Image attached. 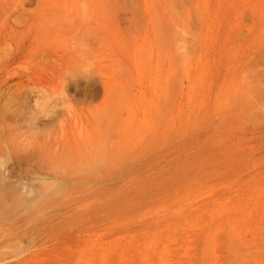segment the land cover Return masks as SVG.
I'll return each instance as SVG.
<instances>
[{"label":"rangeland","instance_id":"obj_1","mask_svg":"<svg viewBox=\"0 0 264 264\" xmlns=\"http://www.w3.org/2000/svg\"><path fill=\"white\" fill-rule=\"evenodd\" d=\"M0 77V264H264V0H0Z\"/></svg>","mask_w":264,"mask_h":264},{"label":"bare ground","instance_id":"obj_2","mask_svg":"<svg viewBox=\"0 0 264 264\" xmlns=\"http://www.w3.org/2000/svg\"><path fill=\"white\" fill-rule=\"evenodd\" d=\"M134 2H135V0H134ZM219 2H220V1H219ZM136 3H137V2H136ZM184 3H185V2H184ZM224 3H225V2H224ZM108 4H110V3H108ZM110 5H111V4H110ZM232 5H233V4H232ZM82 10H83V9H82ZM186 10H187V9H186ZM108 11H110V10H108ZM92 12H93V11H92ZM183 12H184V11H183ZM232 12H233V11H232ZM98 13H99V12H98ZM178 13H179V12H178ZM180 13H181V12H180ZM109 14H110V12H109ZM97 16H98V14H97ZM103 16H104V15H103ZM134 16H135V15H134ZM86 17H87V16H86ZM110 17H111V16H110ZM179 17H181V16H179ZM91 18H92V17H91ZM102 18H103V17H102ZM107 19H108V18H107ZM181 19H182V18H181ZM107 21H108V20H107ZM105 22H106V21H105ZM137 22H138V21H137ZM94 24H95V23H94ZM78 25H79V23H78ZM81 25H82V24H81ZM173 25H174V24H173ZM79 26H80V25H79ZM83 26H84V25H83ZM91 26H92V25H91ZM91 26H90V27H91ZM84 27H85V26H84ZM177 27H178V26H177ZM106 28H109V27H108V23H107V27H106ZM174 28H175V27H174ZM71 29H72V28H71ZM76 29H77V27H76ZM84 29H85V28H84ZM77 30H78V29H77ZM89 30H90V29H89ZM174 30H175V29H174ZM70 31H71V30H70ZM176 31H177V30H176ZM234 31H235V30H234ZM101 34H102V32H101ZM104 34H105V33H104ZM105 35H107V34H105ZM176 35H177V34H176ZM179 35H180V34H178V35L176 36L177 39H178ZM98 37H101V36H98ZM173 37H174V36H173ZM180 37H181V35H180ZM174 38H175V37H174ZM99 39H100V38H99ZM102 41H104L103 38H102ZM85 47H86V46H85ZM88 47H89V45H88ZM111 47H112V46H111ZM112 48H113V47H112ZM112 48H111V49H112ZM86 50H88V49H86ZM102 50H104V49H102ZM125 50H126V48H125ZM137 50H138V49H137ZM89 51H90V50H89ZM134 51H135V50H134ZM15 58H16V56H15ZM14 61H15V60H14ZM7 70H8V69H7ZM7 72H8V71H7ZM54 74H55V73H54ZM53 76H54V75H53ZM0 78H1V77H0ZM89 83H90V82H89ZM89 86H90V85H89ZM38 87H39V86H38ZM87 87H88V86H87ZM78 88H79V86H78ZM40 90H41V89H40ZM88 90H89V89H88ZM40 92H41V91H40ZM36 93H37V92H36ZM44 93H45V92H44ZM32 94H33V93H32ZM42 94H43V92H42ZM29 95L32 96L31 94H29ZM38 95H39V94H38ZM38 95H37V96H38ZM44 95H45V94H44ZM33 96H34V95H33ZM37 96H36V98H38ZM48 96H49V94H48ZM48 96H47V97H48ZM91 96H92V94H91ZM24 97H25V96H24ZM39 97L41 98L42 95L39 96ZM26 98H29V97H27V95H26ZM42 98H43V97H42ZM44 99H45V97H44ZM46 99H47V98H46ZM48 99H49V98H48ZM33 100H34V99H33ZM37 100H38V99H37ZM37 100H36V102H37ZM85 100H86V99H85ZM24 101H25V100H24ZM46 101H47V100H46ZM46 101H44V103H45ZM86 101H87V100H86ZM38 102H39V101H38ZM38 102H37V103H38ZM41 102H42V101H41ZM107 102H109V101H107ZM34 103H35V102H34ZM48 103H49V102H48ZM56 104H57V102H56ZM88 104H89V103H88ZM38 105H39V103H38ZM44 105H45V104H44ZM52 105H53V107H54V102L52 103ZM108 105H109V103H108ZM58 106H59V104H58ZM89 106H90V105H89ZM91 106H92V105H91ZM27 107H28V106H27ZM51 107H52V106H51ZM51 107H50V108H51ZM108 107H109V106H108ZM25 108H26V106H25ZM42 108H43V107H42ZM104 108H105V107H104ZM51 109H53V108H51ZM106 109H107V108H106ZM103 110H104V109H103ZM40 111H41V110H40ZM44 111H45V110H44ZM46 111H47V110H46ZM46 111H45V112H46ZM48 111H49V110H48ZM51 111H52V110H51ZM74 111H75V110H74ZM105 111H107V110H105ZM108 111H109V110H108ZM28 112H29V111H28ZM32 112H34V111H32ZM37 112H38V111H37ZM30 113H31V112H30ZM69 113H70V112H69ZM31 114H32V113H31ZM48 114H49V112H48ZM48 114H47V115H48ZM70 114H71V113H70ZM70 114H69V115H70ZM77 114H78V113H77ZM26 115H27V114H26ZM29 115H30V114H29ZM29 115H28V117H29ZM74 115H75V114H74ZM79 115H80V113H79ZM95 115H96V114H95ZM95 115H93V116H95ZM101 115H102V114H101ZM24 116H25V114H24ZM31 116H32V115H31ZM33 116L36 117V115H33ZM71 116H72V115H71ZM102 116H103V115H102ZM88 117H89V116H88ZM88 117H87V118H88ZM26 118H27V117H26ZM30 118H32V117H30ZM33 118H34V117H33ZM73 118H74V117H73ZM89 118H90V117H89ZM96 118H97V115H96ZM36 119L38 120V119H40V117H38V118L36 117V118H34L33 120H36ZM76 119H77V118H76ZM98 119H99V118H98ZM105 119H106V118H105ZM73 121H75V120H73ZM27 122H31V121L28 120ZM27 122H25V123H27ZM33 122H34V121H33ZM100 122H101V121H100ZM11 123H12V122H11ZM35 123H36V122H35ZM43 123L46 125L45 122H43ZM3 124H4V123H3ZM3 124H2V125H3ZM28 124H29V123H28ZM28 124H27V125H28ZM31 124H32V122H31ZM78 124H81V125H82L81 120L79 121ZM98 124H100V123H98ZM17 125H18V124H17ZM45 125H43V127H44ZM108 125H109V123H108ZM0 126H1V125H0ZM79 126H80V125H79ZM102 126H104V128H105L106 125H102ZM5 127H6V126H5ZM15 127H16V126H15ZM19 127H20V125H19ZM31 127H33V125H31ZM45 127H46V126H45ZM107 127H108V126H107ZM3 128H4V127H3ZM12 128H13V127H12ZM12 128H11V129H12ZM33 128H34V127H33ZM4 129H5V128H4ZM4 129H3V130H4ZM11 129H10V130H11ZM16 129H17V128H16ZM23 129H24V128H23ZM106 129H107V128H106ZM30 130H31V129H30ZM78 130L81 131V128H79ZM99 130H100V129H99ZM0 131H1V130H0ZM105 131H106V130H105ZM6 132H7V131H6ZM98 132H99V131H98ZM98 132H97V133H98ZM25 133H26V132H25ZM86 133H87V132H86ZM89 133H90V132H89ZM99 133H100V132H99ZM1 135H2V134H1ZM10 136H11V135H10ZM30 136H31V135H30ZM38 136H39V135H38ZM38 136H37V137H38ZM3 137H4V136H3ZM8 137H9V135H8ZM26 137H27V136H26ZM105 137H107V136H105ZM1 138H2V136H1ZM24 138H25V137H24ZM47 138H48V137H47ZM91 138H92V137H91ZM25 139H26V138H25ZM25 139H24V141H25ZM28 139H29V137H28ZM48 139H49V138H48ZM48 139H47V140H48ZM85 139H86V138H85ZM89 139H90V138L88 137V140H89ZM96 139H98V138H96ZM100 139H101V138H100ZM18 140H19V139H18ZM30 140H31V139H30ZM88 140H87V141H88ZM98 140H99V139H98ZM1 141H2V140H1ZM4 141H5V140H4ZM82 141H83V140H82ZM84 141H85V140H84ZM90 141H92V140H90ZM95 141H96V140H95ZM99 141H100V140H99ZM8 142H9V141H8ZM15 142H16V141H15ZM15 142H14V143H15ZM47 142H48V141H47ZM0 143H1V142H0ZM20 143H21V142H20ZM26 143H27V141H26ZM28 143H29V142H28ZM30 143H31V142H30ZM56 143H57V142H56ZM79 143H80V142H79ZM87 143H89V142H86V145H87ZM90 143H92V142H90ZM98 143H99V142H98ZM101 143H102V142H101ZM45 144H46V143H45ZM26 145H27V144H26ZM28 145H29V144H28ZM30 145H31V144H30ZM102 145H104V144H101V147H102ZM109 145H110V144H109ZM44 146H45V145H44ZM91 146H93V145H91ZM96 146H97V144H96ZM42 147H43V146H42ZM84 147H85V146H84ZM86 147H87V146H86ZM89 147H90V146H89ZM97 148H98V147H97ZM104 148H106V145H104ZM86 149H87V148H86ZM89 149H90V148H89ZM89 149H88V151L90 152ZM81 150H82V148H81ZM94 151H95V150H94ZM98 151L100 152V154H101V156H102L103 153H101V151H100L99 149H98ZM24 152H25V151H24ZM28 152H29V151H28ZM28 152H26L27 154H26V156H24V157H27V155L29 154ZM30 152H31V151H30ZM32 153H33V152H32ZM59 153H60V152H59ZM33 154H34V153H33ZM49 154H50V153H49ZM92 154H93V153H92ZM97 154H98V152H97ZM29 155H30V154H29ZM78 155H79V154H78ZM88 155H89V154H88ZM103 155H104V154H103ZM50 156H51V154H50ZM89 156H90V155H89ZM92 156H93V155H91V157H92ZM94 156H95V155H94ZM96 156H97V155H96ZM28 157H29V156H28ZM83 157H85V156H82V158H83ZM103 157H104V156H103ZM49 158H51V157H49ZM94 158H95V157H94ZM97 158H99V156H98ZM25 159H26V158H25ZM60 159H61V158H60ZM69 159H70V158H69ZM74 159H75V158H74ZM107 159H108V158H107ZM55 160H56V159H55ZM57 160H58V162H62V160H61V161H59V159H57ZM83 160H84V159H83ZM86 160H88V159H86ZM91 160H93V159H91ZM96 160H97V159H96ZM32 162H33V161H32ZM74 162H76V161H74ZM94 162H96V161H93L91 164L93 165ZM101 162H102V161H101ZM101 162H100V163H101ZM54 163H55V162H54ZM56 164H57V163H56ZM69 164H70V163H69ZM69 164H68V165H69ZM87 164H88V163H87ZM19 165H20V164H19ZM19 165H18V166H19ZM47 165H48V163H47ZM60 165H61V163H60ZM65 165H67V164H65ZM82 165H83V163H82ZM94 165H95V164H94ZM96 165H97V164H96ZM100 165H101V164H100ZM71 166H73V165H71ZM83 166H84V165H83ZM83 166H82V167H83ZM14 167H15V166H14ZM19 167H20V166H19ZM21 167H22V170L25 171L24 166H21ZM21 167H20V168H21ZM44 167H46V166H44ZM47 167H48V166H47ZM56 167H57V166H56ZM56 167H55V168H56ZM61 167H62V166H61ZM61 167H60V168H61ZM69 167H70V166H69ZM74 167H75V166H74ZM88 167H89V164H88ZM94 167H95V166H94ZM20 168H19V169H20ZM57 168H59V167H57ZM60 168H59V170H60ZM63 168H64V167H63ZM63 168H62V169H63ZM66 168H67V167H66ZM75 168H76V167H75ZM83 168H84V167H83ZM85 168H86V165H85ZM19 169H18V170H19ZM29 169H30V168H29ZM51 169H52V168H51ZM73 169H74V168H73ZM93 169H94V168H93ZM54 170H55V169H54ZM63 170H64V169H63ZM63 170H62V171H63ZM55 171H56V170H55ZM60 171H61V170H60ZM70 171H71V170H70ZM70 171H68V172H70ZM15 172H17V171H15ZM19 172H20V171H19ZM21 172H22V171H21ZM82 172H83V171H82ZM22 173H23V172H22ZM22 173H21V174H22ZM55 173H56V172H55ZM70 173H71V172H70ZM85 173H86V172H85ZM15 175H16V174H15ZM50 180H51V179H50ZM45 182H47V181H45ZM48 182H49V181H48ZM52 182H53V181H52ZM54 182H55V181H54ZM70 182H71V181H70ZM80 183H81V182H80ZM0 184H1V183H0ZM45 184H46V183H45ZM11 185H12V184H11ZM38 185H39V184H38ZM46 185H48V184H46ZM87 185H88V184H87ZM51 186H52V185H51ZM51 186H49V187H51ZM67 186H68V185H67ZM47 187H48V186H47ZM44 188L46 189V186H45ZM66 188H67V187H66ZM40 189H41V188H40ZM72 189H73V188H71V190H72ZM74 189H75V188H74ZM87 189H88V188H87ZM76 190H77V189H76ZM41 191H43V189H42ZM18 192H19V191H18ZM40 193H41V192H40ZM59 193H61V192H58V194H59ZM22 194H23V193H22ZM12 196H13V195H12ZM14 196H16V195H14ZM0 197H1V196H0ZM18 197H19V198H20V197L22 198V196H18ZM3 198H4V197H3ZM5 203H6V202H5ZM0 206H1V205H0ZM18 230H19V229H18ZM30 234H31V233H30ZM22 238H23V237H22ZM24 238H25V237H24ZM17 240H18V239H17ZM20 242H21V241H20ZM22 242H23V239H22ZM6 244H7V243H6ZM6 246H7V245H6Z\"/></svg>","mask_w":264,"mask_h":264},{"label":"water","instance_id":"obj_3","mask_svg":"<svg viewBox=\"0 0 264 264\" xmlns=\"http://www.w3.org/2000/svg\"><path fill=\"white\" fill-rule=\"evenodd\" d=\"M15 169H18V168H15ZM15 169H13V170H15ZM13 170L11 171L12 175L18 174L17 172H14Z\"/></svg>","mask_w":264,"mask_h":264}]
</instances>
